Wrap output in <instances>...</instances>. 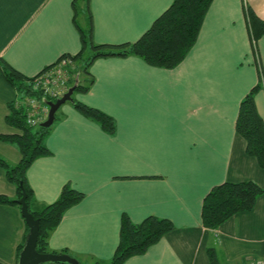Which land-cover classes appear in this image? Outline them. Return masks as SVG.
<instances>
[{
  "label": "crops",
  "instance_id": "obj_1",
  "mask_svg": "<svg viewBox=\"0 0 264 264\" xmlns=\"http://www.w3.org/2000/svg\"><path fill=\"white\" fill-rule=\"evenodd\" d=\"M172 1L89 0L93 40L135 41ZM245 2L264 19V0H212L195 42L173 67L135 54L91 62L92 82L72 96L111 115L114 133L67 100L45 137L51 152L26 169L40 204L57 199L64 184L84 193L51 230L50 250L108 264L126 213L133 222L167 217L174 227L123 264H211L209 248L219 264L264 263V191L250 209L214 228L201 219L203 197L216 184L250 179L264 188V167L235 129L240 101L257 83L259 67L264 71V34L256 52ZM88 25L86 0H0V133L17 130L6 120L16 89L3 76L5 64L33 77L61 55L76 54L77 26ZM254 99L264 122L263 87ZM0 156L14 164L20 152L0 138ZM0 193L18 197L1 166ZM27 232L19 205L0 202V264H17Z\"/></svg>",
  "mask_w": 264,
  "mask_h": 264
},
{
  "label": "trees",
  "instance_id": "obj_2",
  "mask_svg": "<svg viewBox=\"0 0 264 264\" xmlns=\"http://www.w3.org/2000/svg\"><path fill=\"white\" fill-rule=\"evenodd\" d=\"M211 1L173 0L138 39L112 44L98 43L93 40L89 0H86L89 25L86 28L77 26L81 47L76 54L61 55L55 62L47 65L30 78L23 76L22 73L5 64L2 71L3 76L18 92L23 94L24 98L26 96L39 98L43 94V88L33 84L34 77L57 66L62 58L72 60V64L65 66L69 76V86L75 82V77L78 76L74 91L88 89L89 83L92 82V79L88 78L90 76L89 66L99 56L135 54L141 56L150 64L173 67L183 59L195 42L203 17ZM244 11L251 44L257 52V39L264 34V19L246 2ZM86 77L88 79L84 82ZM260 87L264 88V71L261 67H259L257 83L249 89L240 101L235 129L245 139L247 153L253 155L259 165L264 167V122L256 108L254 99L255 93ZM48 99L54 100L56 97L49 96ZM69 101L82 114L96 120L107 132L114 133L116 125L111 115L79 101L73 96ZM57 111L55 120L58 118ZM6 120L17 130L10 133H0V138L14 143L20 152V157L16 163L10 164L0 156V166L4 169L7 178L16 185L18 196L21 194L22 184L26 192L28 209L35 218L39 219L36 249L39 252H66L63 250H50L48 248V237L51 230L61 220L66 208L81 200L84 193L73 188L70 184H64L59 196L53 202L38 203L27 181L26 169L34 158L51 152L45 144V137L49 133L51 125L43 126L41 122L37 124L28 123L25 106L21 102L17 103L16 98L9 103ZM263 191V187L250 179L224 181L214 185L203 197L201 206L203 224L214 228L233 213L250 209L254 205L257 196ZM0 202H16V200L0 193ZM173 227V222L167 217L148 215L139 222H133L129 215L123 213L120 222L119 242L108 264H123L125 258L145 251L150 244ZM22 246L23 244L18 247L17 257ZM208 255L211 264H219L216 253L212 248L208 249ZM50 262L70 264L64 261ZM80 264L84 263L80 262Z\"/></svg>",
  "mask_w": 264,
  "mask_h": 264
},
{
  "label": "water",
  "instance_id": "obj_3",
  "mask_svg": "<svg viewBox=\"0 0 264 264\" xmlns=\"http://www.w3.org/2000/svg\"><path fill=\"white\" fill-rule=\"evenodd\" d=\"M78 76L75 77V82L70 85L67 90L54 100L46 99L48 105L47 116L41 121V125L50 126L55 120V113L59 106L67 100L72 99V93L77 84ZM21 194L15 200L20 205V212L28 226L25 241L19 252L17 264H42L46 261H64L70 264H80V261L73 255L67 252H39L36 249V242L39 230V219L35 218L28 209L26 202V192L21 184Z\"/></svg>",
  "mask_w": 264,
  "mask_h": 264
},
{
  "label": "built area",
  "instance_id": "obj_4",
  "mask_svg": "<svg viewBox=\"0 0 264 264\" xmlns=\"http://www.w3.org/2000/svg\"><path fill=\"white\" fill-rule=\"evenodd\" d=\"M72 64L71 59L62 58L59 64L39 76L34 77L33 84L43 88V94L36 96H26L17 103L21 102L25 106L26 119L30 124H37L45 119L48 112L46 99L61 96L69 86V76L66 65ZM17 99V98H16ZM251 264H264L262 261L251 262Z\"/></svg>",
  "mask_w": 264,
  "mask_h": 264
},
{
  "label": "rangeland",
  "instance_id": "obj_5",
  "mask_svg": "<svg viewBox=\"0 0 264 264\" xmlns=\"http://www.w3.org/2000/svg\"><path fill=\"white\" fill-rule=\"evenodd\" d=\"M14 97L17 98V100H21L24 98L23 94L21 92H18L16 90H14V94H13ZM47 116V115H46ZM46 118V117H45ZM16 146V145H15Z\"/></svg>",
  "mask_w": 264,
  "mask_h": 264
}]
</instances>
